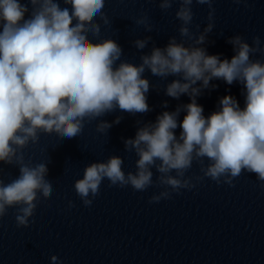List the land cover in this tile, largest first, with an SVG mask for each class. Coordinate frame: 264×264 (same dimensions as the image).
Here are the masks:
<instances>
[{
    "label": "clouds",
    "instance_id": "obj_1",
    "mask_svg": "<svg viewBox=\"0 0 264 264\" xmlns=\"http://www.w3.org/2000/svg\"><path fill=\"white\" fill-rule=\"evenodd\" d=\"M177 2L175 16L181 21L178 31L183 39L178 42L173 36L164 48L154 46L150 54L141 55L137 66L121 59L122 48L113 39H100L97 18L105 26L111 24L103 11L105 0H63L70 8H61L59 0H0V162L19 169V176L5 183L0 168V218L16 208L17 227L27 228L40 198L52 196L53 183L46 178L49 160L26 162L23 151L39 143L41 133L71 139L81 135L86 122L98 121L96 131L107 135L122 117L109 123L100 119L105 114L117 108L131 114L151 110L146 97L150 82L143 78L146 70L160 78L179 77L167 84L165 94L175 99L187 94L191 102L163 112L155 123L139 127L134 139L124 140L125 151L134 150L138 157L134 173H125L119 156L87 165L74 183L85 207L100 194L105 179L109 187L131 186L138 192L160 187L149 203L191 190L205 178L234 187L243 172L255 174L264 186V62L252 59L264 53V44L259 36L249 44L237 34L227 41L234 52L230 60L209 55L202 45L215 27L214 0H159V8L167 12ZM194 2L208 5L203 31L199 24L197 32L190 28ZM133 19L146 32L154 30L146 13ZM89 35L99 42L93 43ZM151 39L133 43L142 50ZM185 40L191 44L186 46ZM213 79L243 85L245 106L226 95L219 110L206 118L196 97ZM181 110L186 115L178 123ZM177 127L182 129L179 137ZM194 161L202 175L186 176ZM153 168L159 173L155 181ZM68 206L75 204L69 201ZM50 259L57 264L56 255Z\"/></svg>",
    "mask_w": 264,
    "mask_h": 264
}]
</instances>
